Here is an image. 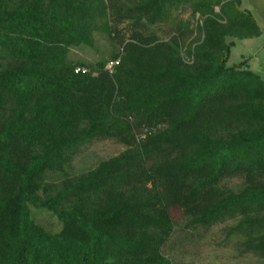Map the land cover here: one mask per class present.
Instances as JSON below:
<instances>
[{
	"label": "trees",
	"instance_id": "16d2710c",
	"mask_svg": "<svg viewBox=\"0 0 264 264\" xmlns=\"http://www.w3.org/2000/svg\"><path fill=\"white\" fill-rule=\"evenodd\" d=\"M240 7L0 0V264H172L177 232L227 223L237 254L264 262V80L227 65V40L261 31ZM96 35L108 56L78 57ZM93 141L125 149L71 175Z\"/></svg>",
	"mask_w": 264,
	"mask_h": 264
},
{
	"label": "rangeland",
	"instance_id": "374dc122",
	"mask_svg": "<svg viewBox=\"0 0 264 264\" xmlns=\"http://www.w3.org/2000/svg\"><path fill=\"white\" fill-rule=\"evenodd\" d=\"M254 20L260 28L261 34L257 38L248 40L228 39L233 42L227 65H237L247 61L251 69L264 80V21L248 7ZM187 18V14L183 16ZM111 52L109 42L96 35L95 48L93 50L76 51L78 57L88 61H95L100 57H107ZM124 147L112 141H93L81 147L74 155L70 164V174L78 175L81 172L93 169L98 162L117 156L124 151ZM56 180V176H48V181ZM236 181L230 185H235ZM34 220L47 229L58 232L60 225L49 213L32 210ZM172 218L180 222L181 214L173 211ZM227 224L214 227L205 237L197 236L188 238L184 234L173 237L169 245L163 250L164 255L172 264H264L260 259L252 255L240 256L233 248V243L225 239L223 229ZM59 229V230H58Z\"/></svg>",
	"mask_w": 264,
	"mask_h": 264
},
{
	"label": "crops",
	"instance_id": "0c3cea01",
	"mask_svg": "<svg viewBox=\"0 0 264 264\" xmlns=\"http://www.w3.org/2000/svg\"><path fill=\"white\" fill-rule=\"evenodd\" d=\"M251 7L252 10L260 17L261 20L264 21V0H241V11H247L251 14L249 11V8ZM252 15V14H251ZM253 17V16H252ZM254 19V18H253ZM255 21V20H254ZM256 22V21H255ZM257 24V23H256ZM258 26V25H257ZM259 27V26H258ZM247 66L251 71V66L247 63ZM254 72V71H253Z\"/></svg>",
	"mask_w": 264,
	"mask_h": 264
},
{
	"label": "built area",
	"instance_id": "2783aa9c",
	"mask_svg": "<svg viewBox=\"0 0 264 264\" xmlns=\"http://www.w3.org/2000/svg\"><path fill=\"white\" fill-rule=\"evenodd\" d=\"M118 64L117 61H114V62H110L107 64L106 66V69L109 71V73H112L113 71V68ZM78 71H80L81 73H84V70L81 69V70H76L75 72L77 73Z\"/></svg>",
	"mask_w": 264,
	"mask_h": 264
}]
</instances>
